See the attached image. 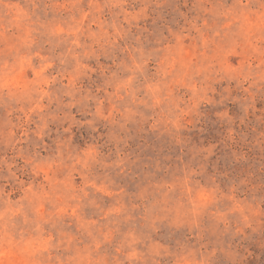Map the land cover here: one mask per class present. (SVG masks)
Returning <instances> with one entry per match:
<instances>
[{
  "label": "rangeland",
  "instance_id": "1",
  "mask_svg": "<svg viewBox=\"0 0 264 264\" xmlns=\"http://www.w3.org/2000/svg\"><path fill=\"white\" fill-rule=\"evenodd\" d=\"M0 264H264V0H0Z\"/></svg>",
  "mask_w": 264,
  "mask_h": 264
}]
</instances>
